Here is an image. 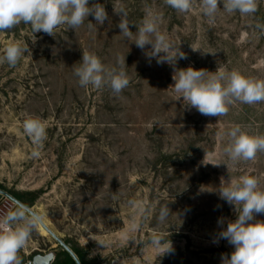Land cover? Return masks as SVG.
<instances>
[{"label":"rangeland","instance_id":"1","mask_svg":"<svg viewBox=\"0 0 264 264\" xmlns=\"http://www.w3.org/2000/svg\"><path fill=\"white\" fill-rule=\"evenodd\" d=\"M95 3L108 13L103 25L89 28V22L96 24L90 15L76 30L60 26L55 36L33 33L23 23L0 32V55L15 41L30 49L16 67L0 64V190L32 200L30 208L65 242L81 247L90 264H221V255L230 256L234 247L218 239V220L223 218L226 227L237 217L234 206L218 195L220 178L253 175L264 188V153L233 164L222 150L235 125L264 134V103L236 102L217 117L186 108L182 98L175 101L173 67L149 60L120 34L114 6L123 4L132 23L141 21L146 6L159 12L161 31L187 56L176 68L215 72L223 67L260 79L264 33L253 26L264 19L221 10L209 25L199 0L188 13L163 0H89L90 6ZM130 30L137 28L130 25ZM85 50L106 65H114L117 54L125 56L128 88L116 96L107 87H81L72 67ZM29 115L46 125L39 158L31 157L34 145L23 132ZM208 162L227 163L229 171L226 164ZM130 200L142 203L145 213ZM14 205L1 195L0 215ZM166 205L171 215L159 223ZM255 219L264 220V214ZM154 232L171 241V253L162 255L150 243ZM49 252L59 256L65 250L40 225L19 255L28 264L36 254Z\"/></svg>","mask_w":264,"mask_h":264},{"label":"clouds","instance_id":"2","mask_svg":"<svg viewBox=\"0 0 264 264\" xmlns=\"http://www.w3.org/2000/svg\"><path fill=\"white\" fill-rule=\"evenodd\" d=\"M163 3L178 13H188L196 6L197 0H163ZM220 3L221 0H199L200 13L207 18L209 25L216 23L221 10L227 14L238 12L244 17H254L259 9V0H222V9ZM114 13L120 18L118 27L124 38L134 42L149 60L155 58L157 64L167 63L173 67L174 85L170 87L176 94L175 101L182 98L186 108H195L205 116L221 117L227 115L229 107L236 102L247 105L264 103V79L245 76L236 69L229 71L223 67H218L215 72L191 66L176 68L177 61L187 59V56L180 44L161 31L162 15L150 6L145 7V14L139 23L129 21L128 10L123 4L114 6ZM90 15L96 24L89 22V28L109 20L104 5L95 3L90 6L89 0H0V32L23 23L30 25L33 33L42 31L55 36V30L60 26L76 30ZM130 25L137 28L135 33L130 30ZM253 27L264 33V23L256 22ZM32 40L34 43L35 36ZM27 52H30L27 43L11 42L0 55V64L6 63L14 68ZM72 68L83 88L91 86L99 90L107 87L119 96L130 84L123 55L117 54L114 65H106L95 52L85 50L79 65ZM23 132L34 145L31 157L39 158L40 149L47 139L45 123L29 115L23 120ZM227 137L228 142L222 151L233 164L254 161L258 153H264V134H251L240 125H235L227 132ZM208 163L215 166L226 164L229 171L227 163ZM217 192L222 200L234 206L237 217L228 221L226 227H223V218L218 220L221 226L218 239L227 240L234 247L230 256L221 255V264H264V220L255 219L256 215L264 214V188L260 179L248 174L237 178L230 175L228 180L221 177ZM128 203L140 213H145L142 203L135 200ZM170 215L168 206H163L157 221L163 223ZM42 223L43 217L38 212L19 202L6 214L0 215V264H22L19 253ZM137 227L133 219L131 230ZM91 238L104 246L105 242L97 240L94 234ZM130 240L136 242L135 239ZM150 243L156 249H162V255L173 251L171 241L165 240L162 234L154 232Z\"/></svg>","mask_w":264,"mask_h":264},{"label":"water","instance_id":"3","mask_svg":"<svg viewBox=\"0 0 264 264\" xmlns=\"http://www.w3.org/2000/svg\"><path fill=\"white\" fill-rule=\"evenodd\" d=\"M4 195L9 198L13 203L17 204L22 203L13 197L11 194L0 190V196ZM47 233L54 238V240L65 250L75 261L77 264H81L79 258L72 250L69 244H67L62 238H60L51 228L47 226V224L43 221L41 225ZM56 255L54 252H49L47 254H36L32 258V264H52L55 261Z\"/></svg>","mask_w":264,"mask_h":264},{"label":"trees","instance_id":"4","mask_svg":"<svg viewBox=\"0 0 264 264\" xmlns=\"http://www.w3.org/2000/svg\"><path fill=\"white\" fill-rule=\"evenodd\" d=\"M262 4L259 6V9L256 13V15L258 16L259 14H261V19H264V15L262 13L263 10V4H264V0H262L261 2ZM13 197H15L17 200H19L20 202H22L23 204L27 205L28 207H31L33 202L32 200H28L27 198L24 197V195L22 194H14L12 195ZM67 244H69L66 241ZM70 245V244H69ZM70 247L72 248V250L75 252V254L77 255V257L79 258L81 264H90V262L86 259L84 252L82 250L81 247L77 246V245H70ZM52 264H77L76 261L65 251L63 254L56 256L55 261Z\"/></svg>","mask_w":264,"mask_h":264},{"label":"built area","instance_id":"5","mask_svg":"<svg viewBox=\"0 0 264 264\" xmlns=\"http://www.w3.org/2000/svg\"><path fill=\"white\" fill-rule=\"evenodd\" d=\"M28 264H32V261H29Z\"/></svg>","mask_w":264,"mask_h":264},{"label":"bare ground","instance_id":"6","mask_svg":"<svg viewBox=\"0 0 264 264\" xmlns=\"http://www.w3.org/2000/svg\"><path fill=\"white\" fill-rule=\"evenodd\" d=\"M43 228V227H42ZM44 229V228H43ZM45 230V229H44ZM46 231V230H45ZM47 232V231H46Z\"/></svg>","mask_w":264,"mask_h":264}]
</instances>
